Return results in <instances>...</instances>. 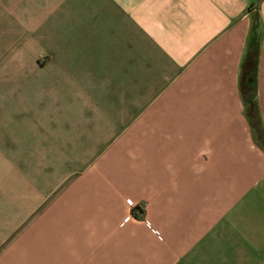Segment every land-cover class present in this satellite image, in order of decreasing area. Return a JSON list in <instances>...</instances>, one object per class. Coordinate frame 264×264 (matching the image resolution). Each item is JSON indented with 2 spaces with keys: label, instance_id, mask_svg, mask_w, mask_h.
Listing matches in <instances>:
<instances>
[{
  "label": "crops",
  "instance_id": "obj_1",
  "mask_svg": "<svg viewBox=\"0 0 264 264\" xmlns=\"http://www.w3.org/2000/svg\"><path fill=\"white\" fill-rule=\"evenodd\" d=\"M251 44L258 128L241 87ZM1 51L0 264H264V0H0ZM69 73L103 92L49 123L48 89ZM22 74L43 87L28 116L13 109ZM72 129L97 155L46 203L31 154Z\"/></svg>",
  "mask_w": 264,
  "mask_h": 264
},
{
  "label": "rangeland",
  "instance_id": "obj_2",
  "mask_svg": "<svg viewBox=\"0 0 264 264\" xmlns=\"http://www.w3.org/2000/svg\"><path fill=\"white\" fill-rule=\"evenodd\" d=\"M3 52L1 51L0 53V69H2V66L4 63L7 61L8 57L6 55H1ZM33 64L34 65H45L48 66L50 65V58L45 57L44 55H41V52H37L35 56L33 57ZM52 70V69H51ZM48 71L46 76L48 80L54 79L57 74L53 73L52 71ZM7 72H1L0 70V76H7ZM24 74H22L21 78L19 77L15 78L14 84L15 87H18V94L21 95L17 99L13 100V109L16 113L18 114H25V115H32L31 112H38L40 108L45 107V102L42 101V96H41V89L43 88L39 83L32 82L30 84L28 79H25ZM62 75V79L59 78V80H63L60 84L63 85L61 88H54V89H48V103L53 100V104H49V111L47 112L48 115V122H55L56 116L54 113L56 112V109L61 112V110H65L64 112L70 113L71 108H72V99L74 98H80V97H89V98H94V96L97 93H102V89H97V90H92L89 88H84V89H78V88H73L71 87L74 85L73 83L75 81H79L80 83H88V80L90 79L89 74H81V73H75V74H60ZM76 79V80H75ZM0 83L5 84L3 79L0 78ZM3 81V82H2ZM18 85V86H17ZM3 89V92L9 91V89H13L12 87L8 88H1ZM26 95V96H24ZM0 99H4L1 97L0 94ZM10 100V99H8ZM57 101L60 103L58 104ZM12 107V105H11ZM26 109V110H24ZM11 110V109H10ZM92 113V112H91ZM90 114V112H88ZM87 116L91 119L88 121L84 122H79V123H84L81 125H85V129L89 124H95L96 126L98 125V121H94L93 118L95 119V114L92 113L90 114L91 116ZM86 116V115H85ZM98 116V115H97ZM66 122V121H65ZM69 127H72V122H68ZM95 126V127H96ZM28 128V126H26ZM78 128V127H77ZM23 128H21L22 131ZM26 129V128H25ZM88 131V130H87ZM86 131V132H87ZM21 134V136H20ZM20 134H17V136H20V139L22 138L23 134L20 132ZM79 131H76L75 129H72V131L65 132L62 143L57 147L56 145H49L48 146V152L46 153H32L31 154V160L34 162L33 164L37 165V168H33V181L36 179L39 180L45 177L47 179V185H48V201L46 203H50L52 199L57 194L56 188L59 183H61L63 180H65L73 173V169L79 171L82 169L85 165H87L93 157L97 154H88L83 151H76L79 150L78 148L81 149V147H77L76 143L74 145L70 144L72 142V139H75V142L78 141ZM45 137V134L42 135ZM69 136H71L69 138ZM60 150H59V149ZM62 149H65L66 151H61ZM69 150V151H67ZM74 150V151H71ZM19 156H23V154H17ZM30 155V154H29ZM41 165V168H40ZM41 169V170H40ZM41 172V173H40ZM75 173V172H74ZM59 187V186H58ZM61 187V186H60ZM63 187V186H62Z\"/></svg>",
  "mask_w": 264,
  "mask_h": 264
},
{
  "label": "trees",
  "instance_id": "obj_3",
  "mask_svg": "<svg viewBox=\"0 0 264 264\" xmlns=\"http://www.w3.org/2000/svg\"><path fill=\"white\" fill-rule=\"evenodd\" d=\"M256 46L257 45L255 44H251L249 46L250 48L243 65L241 87L243 91L244 101L247 106L248 115L253 119L256 127L258 128V125H260V116H259L257 98H256V94H252L251 89L248 86L249 81L251 79H254V76H256L258 70L259 57H258V51L257 49H255L257 48ZM259 134L261 135L262 141L264 143V132L259 131Z\"/></svg>",
  "mask_w": 264,
  "mask_h": 264
}]
</instances>
